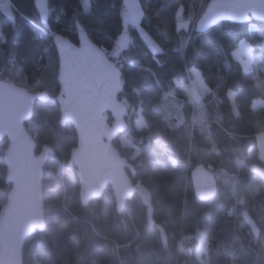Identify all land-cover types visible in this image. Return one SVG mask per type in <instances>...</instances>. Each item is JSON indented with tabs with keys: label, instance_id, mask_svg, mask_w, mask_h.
Returning a JSON list of instances; mask_svg holds the SVG:
<instances>
[{
	"label": "trees",
	"instance_id": "trees-1",
	"mask_svg": "<svg viewBox=\"0 0 264 264\" xmlns=\"http://www.w3.org/2000/svg\"><path fill=\"white\" fill-rule=\"evenodd\" d=\"M82 1L50 0L47 29L34 0H8L0 9V36L7 40L0 39L1 77H26L31 92L56 97L53 34L77 43L78 32L86 31L108 56L125 30L126 0H89V12ZM209 1L138 0L143 16L129 26L119 59L111 58L122 71L120 100L129 126L113 145L128 160L138 189L122 214L110 187L100 200L82 204L70 157L77 133L61 123L58 103L36 102L26 126L37 156L44 157L47 227L27 238L24 264H199L193 256L199 231L206 233L207 264H264V183L251 185L249 173L252 165L264 167L250 154L264 133V23L221 22L199 33L196 23ZM242 41L254 57L249 73L234 56ZM195 74L206 87L197 100L190 94ZM143 109L150 111L147 129L137 126ZM7 147V140L0 141V210L10 190ZM199 165L217 178L218 194L207 202L196 198L191 181ZM244 209L259 238L243 220Z\"/></svg>",
	"mask_w": 264,
	"mask_h": 264
},
{
	"label": "water",
	"instance_id": "water-1",
	"mask_svg": "<svg viewBox=\"0 0 264 264\" xmlns=\"http://www.w3.org/2000/svg\"><path fill=\"white\" fill-rule=\"evenodd\" d=\"M41 23L49 29L50 0H34ZM264 23V0H210L196 23L205 33L221 22ZM58 56L59 94L31 92L27 87L4 80L0 75V141L7 140L3 154L6 184L10 190L0 210V264H24L28 237L44 232V157L36 154L37 143L26 124L34 116L37 101L58 103L61 123L71 124L77 146L71 162L77 168L79 198L87 206L100 200L111 188L116 208L122 214L137 192L127 173L129 162L114 147V141L128 130V107L120 100L124 90L122 71L97 46L86 31L77 34V43L53 34ZM110 117L113 123L110 124ZM249 172L264 183V167L252 165ZM191 181L196 198L207 202L218 194L214 172L204 165L195 167ZM242 218L256 238L261 231L247 209Z\"/></svg>",
	"mask_w": 264,
	"mask_h": 264
},
{
	"label": "rangeland",
	"instance_id": "rangeland-1",
	"mask_svg": "<svg viewBox=\"0 0 264 264\" xmlns=\"http://www.w3.org/2000/svg\"><path fill=\"white\" fill-rule=\"evenodd\" d=\"M88 1L89 0H83V7L84 10L87 12L88 11ZM125 7L128 8L129 14L125 18V21H128L125 23V30L121 36L122 43L123 45L125 42L128 40L129 35H128V28L129 26H138L139 20L143 16V9L140 6L138 0H126ZM132 22V23H131ZM184 26H187V24H184ZM146 41L148 44L155 50H158V47L155 45V43L145 34L144 35ZM109 58L113 59H119V57H111L110 54L108 55ZM234 56L238 58L242 64L243 70L245 73H249L253 69L254 65V57L251 52V45L246 42L242 41L240 43V46L234 51ZM112 60V59H111ZM16 84L20 86H27V78L22 77L21 79H14L13 80ZM191 89H190V94L193 99L197 100L198 97H200L198 92H201L202 94H205L206 89L204 86L203 81L201 78L196 74L194 76V79L191 82ZM233 97V96H232ZM193 104V103H192ZM140 118L137 120V126L139 129H147L145 118L147 115L150 114L149 110H140ZM152 133V132H151ZM120 136H124L123 134ZM251 156H253L252 159H255L257 156L264 162V133H260L257 135V147L252 148L250 150ZM250 173V172H249ZM251 177V185H256L263 183V181L256 175H253L250 173ZM196 238L198 240V246L196 248V251L193 253L194 258L199 262V264H207V256H206V248H207V238H206V233L204 231H199L196 235Z\"/></svg>",
	"mask_w": 264,
	"mask_h": 264
},
{
	"label": "built area",
	"instance_id": "built-area-1",
	"mask_svg": "<svg viewBox=\"0 0 264 264\" xmlns=\"http://www.w3.org/2000/svg\"><path fill=\"white\" fill-rule=\"evenodd\" d=\"M129 14V10L128 8L124 7L122 10H121V15L126 18ZM129 21V20H128ZM126 21V22H128ZM179 22H182L181 19H178ZM132 23V22H131ZM123 47V43H122V39L121 38H118L117 40L114 41V44L110 50V56L111 57H119L122 53V48Z\"/></svg>",
	"mask_w": 264,
	"mask_h": 264
},
{
	"label": "snow or ice",
	"instance_id": "snow-or-ice-1",
	"mask_svg": "<svg viewBox=\"0 0 264 264\" xmlns=\"http://www.w3.org/2000/svg\"><path fill=\"white\" fill-rule=\"evenodd\" d=\"M6 7H8V0H0V9H5ZM0 39H2L5 43L7 42L3 36H0Z\"/></svg>",
	"mask_w": 264,
	"mask_h": 264
},
{
	"label": "crops",
	"instance_id": "crops-1",
	"mask_svg": "<svg viewBox=\"0 0 264 264\" xmlns=\"http://www.w3.org/2000/svg\"><path fill=\"white\" fill-rule=\"evenodd\" d=\"M89 10H90V2H88V12H89ZM196 75V74H195ZM205 86V85H204ZM205 89H206V87H205Z\"/></svg>",
	"mask_w": 264,
	"mask_h": 264
}]
</instances>
